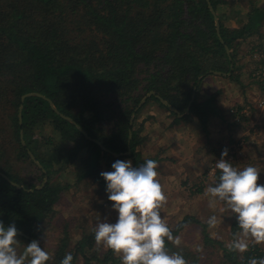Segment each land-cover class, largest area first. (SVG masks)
Returning a JSON list of instances; mask_svg holds the SVG:
<instances>
[{
	"label": "trees",
	"instance_id": "1",
	"mask_svg": "<svg viewBox=\"0 0 264 264\" xmlns=\"http://www.w3.org/2000/svg\"><path fill=\"white\" fill-rule=\"evenodd\" d=\"M228 3L0 0V110L7 108L5 116L0 113V221L5 227L15 223L23 233H18V240L36 239L42 248L44 224L52 219L66 188L51 179L53 173L72 167L77 181L96 185L109 201L100 176L103 165L130 160L139 167L147 159L157 161L138 149L145 137L137 120L151 102L173 116V124H190L197 118L208 132V123L221 112L216 93L202 96L206 80L217 76L241 81V45L264 27V5L252 6L247 20L239 19L241 26L226 25ZM255 48L248 53L255 54ZM257 72L251 76H260ZM260 88L264 92V82ZM6 134L15 158L33 166L38 183L4 165ZM214 176L217 183L220 170ZM193 224L202 227L204 245L198 252L166 240L169 254L180 253L187 264L210 261L202 258L207 247L214 252L219 247L222 264L264 258L263 248L252 245L240 260L193 215L169 228L179 235ZM237 229L234 221L233 235ZM95 242L94 231H84L75 247L65 237L45 264H60L68 253L77 264L78 254L93 250ZM92 252L91 257L85 255L86 264L114 260L110 249L100 261L99 251Z\"/></svg>",
	"mask_w": 264,
	"mask_h": 264
},
{
	"label": "rangeland",
	"instance_id": "2",
	"mask_svg": "<svg viewBox=\"0 0 264 264\" xmlns=\"http://www.w3.org/2000/svg\"><path fill=\"white\" fill-rule=\"evenodd\" d=\"M254 5L263 6L264 0H229L228 5L224 6L225 15H228L225 24L230 27L241 26L239 19L245 22L246 12ZM236 11H240V17H235ZM260 34L248 36L241 45L239 64L242 65V82L217 76L206 80L202 96L216 93V106L221 112L208 123V132L204 131L197 118L190 124H173V116L153 102L143 110L137 120L143 124L142 135L145 137L144 143L138 149L145 157L157 158L158 179L167 196V203L161 209L164 221L168 226L175 227L184 216L193 215L208 225L209 217L216 216V226L208 225L207 231L213 238L223 242L228 251H231L229 245L235 238L232 225L237 220L233 213L225 210L222 202L214 201L210 195H206L207 187L215 185L216 161L221 158L210 154V151L219 154L227 148L228 156L224 159L238 169L248 165L257 167L261 171L258 184L264 185V92L260 88V84L264 82V27L260 29ZM253 45H256L257 52L248 53ZM256 71L260 76L252 77L251 73ZM1 109V115L5 116L7 108ZM234 120L237 121L236 124ZM9 136L4 135L2 141L9 140ZM5 143V156L2 159L4 165L15 169V172L23 173L26 179L33 180L31 182L38 183L34 180L36 171L33 166L17 160L13 148L7 141ZM102 167L104 171H114L112 165ZM73 170L72 167L63 168L53 173L51 178L62 182L66 188L55 205L56 212L52 219L44 224L46 229L41 243L49 255H52L50 251L61 239L67 237L70 247H75L83 238L84 231L92 232L99 220L115 223L118 219L112 202L98 192L96 185L85 180L77 181ZM199 188L202 189L201 192H197ZM237 230L236 233L239 228ZM173 237L179 238L180 243L177 246L195 252L204 245L202 227L198 224L187 226L179 235ZM27 244L29 243L19 240L16 245L18 255L23 253ZM252 245H258L264 250V243L255 244L249 241V248ZM216 248L220 251L219 247ZM95 249L99 251V261L109 251L96 242L93 246V250ZM93 250L79 253L77 264H86L85 255L91 257ZM217 252L207 247L202 258L210 261L205 264H222V251ZM235 252L240 260L244 257L245 252ZM111 254L114 260L105 264H122L120 256L113 252ZM89 264L101 263L95 259Z\"/></svg>",
	"mask_w": 264,
	"mask_h": 264
},
{
	"label": "clouds",
	"instance_id": "3",
	"mask_svg": "<svg viewBox=\"0 0 264 264\" xmlns=\"http://www.w3.org/2000/svg\"><path fill=\"white\" fill-rule=\"evenodd\" d=\"M228 149L222 150L216 161L220 170L218 182L206 189L214 201L225 205V210L234 214L239 232L229 245L230 250L245 252L249 241L264 243V185L258 184L260 169L248 165L238 169L224 159ZM158 164L147 159L139 167L132 162L117 160L112 164L114 171H103L100 176L106 181L108 200L118 213L115 223L98 221L93 229L98 245L112 250L121 258L122 264H187L180 253L166 249V240L179 245L164 221L161 209L167 203L158 179ZM215 227L217 217L207 221ZM18 230L15 223L5 227L0 221V264H45L50 255L41 248L39 241L26 245L18 255L16 245ZM71 253L65 255L60 264H72ZM248 264H264V258H250Z\"/></svg>",
	"mask_w": 264,
	"mask_h": 264
},
{
	"label": "water",
	"instance_id": "4",
	"mask_svg": "<svg viewBox=\"0 0 264 264\" xmlns=\"http://www.w3.org/2000/svg\"><path fill=\"white\" fill-rule=\"evenodd\" d=\"M150 93H152V91L150 92ZM150 93H148L143 99H142V101L140 102V105H142L143 104V102L147 99V97L150 95ZM194 97H195V93H193V95H192V99H191V102L193 101V99H194ZM191 102H190V104H191ZM139 105V106H140ZM190 106V105H189ZM189 111V110H188ZM187 111V112H188ZM21 117V116H20ZM104 149H106L105 147H103ZM128 153H129V151H128ZM117 155V154H116ZM33 157V156H32ZM36 161V160H35ZM37 162V161H36ZM47 180V177H46V179H45V181ZM18 233H20V234H23L21 231H18ZM38 241V240H36V239H32V241Z\"/></svg>",
	"mask_w": 264,
	"mask_h": 264
},
{
	"label": "built area",
	"instance_id": "5",
	"mask_svg": "<svg viewBox=\"0 0 264 264\" xmlns=\"http://www.w3.org/2000/svg\"><path fill=\"white\" fill-rule=\"evenodd\" d=\"M262 102L264 103V100H262Z\"/></svg>",
	"mask_w": 264,
	"mask_h": 264
},
{
	"label": "crops",
	"instance_id": "6",
	"mask_svg": "<svg viewBox=\"0 0 264 264\" xmlns=\"http://www.w3.org/2000/svg\"><path fill=\"white\" fill-rule=\"evenodd\" d=\"M245 140H247V138H245Z\"/></svg>",
	"mask_w": 264,
	"mask_h": 264
}]
</instances>
